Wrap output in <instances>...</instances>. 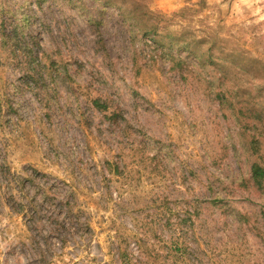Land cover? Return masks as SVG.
Instances as JSON below:
<instances>
[{"label":"clouds","instance_id":"1","mask_svg":"<svg viewBox=\"0 0 264 264\" xmlns=\"http://www.w3.org/2000/svg\"><path fill=\"white\" fill-rule=\"evenodd\" d=\"M0 264H264V0H0Z\"/></svg>","mask_w":264,"mask_h":264},{"label":"rangeland","instance_id":"2","mask_svg":"<svg viewBox=\"0 0 264 264\" xmlns=\"http://www.w3.org/2000/svg\"><path fill=\"white\" fill-rule=\"evenodd\" d=\"M189 175L192 176V177H195L196 173L194 171L190 170L189 171ZM181 179H182V182H186L184 180L183 174H181ZM164 200L167 201V197H164ZM157 210L161 211V212L166 211V209H162V208H158ZM162 222L165 223L166 227L170 226V224H171V221H162Z\"/></svg>","mask_w":264,"mask_h":264}]
</instances>
